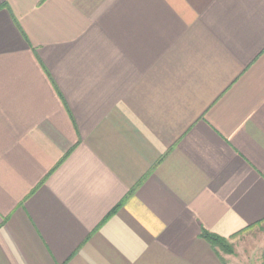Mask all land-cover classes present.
<instances>
[{
	"label": "crops",
	"instance_id": "0c3cea01",
	"mask_svg": "<svg viewBox=\"0 0 264 264\" xmlns=\"http://www.w3.org/2000/svg\"><path fill=\"white\" fill-rule=\"evenodd\" d=\"M264 226V0H0V264H225Z\"/></svg>",
	"mask_w": 264,
	"mask_h": 264
},
{
	"label": "rangeland",
	"instance_id": "374dc122",
	"mask_svg": "<svg viewBox=\"0 0 264 264\" xmlns=\"http://www.w3.org/2000/svg\"><path fill=\"white\" fill-rule=\"evenodd\" d=\"M230 244L234 253L222 251L225 264H264V226Z\"/></svg>",
	"mask_w": 264,
	"mask_h": 264
},
{
	"label": "trees",
	"instance_id": "16d2710c",
	"mask_svg": "<svg viewBox=\"0 0 264 264\" xmlns=\"http://www.w3.org/2000/svg\"><path fill=\"white\" fill-rule=\"evenodd\" d=\"M201 236L206 239L210 244L218 251V252H226L229 254H233L234 251L230 242L223 237L210 233L208 230L203 229L201 232Z\"/></svg>",
	"mask_w": 264,
	"mask_h": 264
}]
</instances>
